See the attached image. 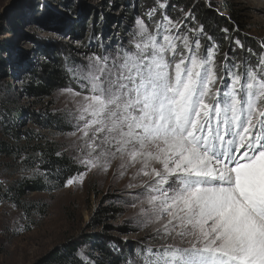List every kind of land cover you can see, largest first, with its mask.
Returning <instances> with one entry per match:
<instances>
[{
  "label": "snow or ice",
  "instance_id": "obj_1",
  "mask_svg": "<svg viewBox=\"0 0 264 264\" xmlns=\"http://www.w3.org/2000/svg\"><path fill=\"white\" fill-rule=\"evenodd\" d=\"M180 11L137 18L127 46L66 68L77 172L64 187L131 171L124 203L151 242L126 264H264V46L217 63L220 46Z\"/></svg>",
  "mask_w": 264,
  "mask_h": 264
},
{
  "label": "rangeland",
  "instance_id": "obj_2",
  "mask_svg": "<svg viewBox=\"0 0 264 264\" xmlns=\"http://www.w3.org/2000/svg\"><path fill=\"white\" fill-rule=\"evenodd\" d=\"M204 1L213 2L220 12L222 8L232 7L247 29L245 38L252 44H261L264 0ZM139 2L134 1L136 9ZM129 5L132 6L129 3L127 8ZM82 7L86 10L82 11ZM127 8L121 0H0V103L10 92L6 103H11L10 115L15 117L12 115L10 119L19 130L23 144H29L26 133L32 132L35 139L29 145L43 138V142L57 143L73 160V138L67 135L71 129L66 115L73 107L70 98L61 93L62 88L51 97L29 94L27 88L36 85L40 80L36 72L55 53L64 54L62 58L68 68L85 62V57L94 53L114 52L120 43L127 46L135 22L130 23ZM164 10L158 9L153 18L148 17L151 21L147 23L155 27L161 21L156 20L157 15ZM224 14L230 20V11ZM224 48L229 52L231 47L224 45ZM223 56L219 53L217 63ZM69 86H73L71 81ZM55 116L63 124L60 128L50 127L51 120L58 121ZM1 125L0 140L11 141ZM18 162H6L1 181L11 184L39 177L50 190L26 196V202L37 207L29 214L0 201V264H33L54 247L83 234L108 239L116 251L124 250L126 264L130 253L134 254L139 247V241L151 242L145 239L150 230L137 224L134 210L124 203L131 171L119 176L114 164L107 172L93 170L82 185L64 187L55 185L45 172L29 170L20 164L22 161ZM80 257L89 261L84 254Z\"/></svg>",
  "mask_w": 264,
  "mask_h": 264
},
{
  "label": "trees",
  "instance_id": "obj_3",
  "mask_svg": "<svg viewBox=\"0 0 264 264\" xmlns=\"http://www.w3.org/2000/svg\"><path fill=\"white\" fill-rule=\"evenodd\" d=\"M121 1H123V5L126 8L129 3L132 5H129L130 7L126 9L128 15H130L128 17L130 23L135 21L137 17H142L146 22L151 21V19H148V12L161 3L171 5L162 11L165 12L168 9L167 13L170 17H180L183 13L180 12V14L178 11L181 9L185 12L188 9H193L196 20L204 25L205 32L211 35L214 41L220 46V54H224L227 51L224 45H229L236 51L235 58L250 56L251 53L247 51L249 48L252 49V52L256 56H259L262 51V46H264V38L261 40L262 46L259 43L252 44L245 38L244 31L247 29L241 23L242 18L238 16L237 12L232 10V7L230 9L229 7L222 8L223 12H220L219 7L215 6L213 2L208 4L204 0H139V8L136 9L135 0H131L132 2L129 0ZM81 10L85 11L86 8L82 7ZM225 11H230V20L226 18ZM96 15L98 16V14ZM156 20H161L160 14L157 15ZM94 21L92 25H94ZM224 28H227L230 33L227 41L225 40L226 34L222 32ZM80 29L81 32L84 31L83 27ZM242 33L243 36L241 35ZM235 39H239L244 44V50H241L234 43ZM204 43L207 44L208 42L205 40ZM121 45L120 43L118 48ZM106 47L109 46L107 45ZM62 56L64 54L55 53L49 58V62L41 66L40 70L36 72V77L40 78V80L36 85H30L27 88L29 94L38 97H51L65 85H70L69 76L66 73V65L64 64ZM255 58L253 57V62ZM9 93L7 91L6 97L0 103V125L2 124L1 126L5 129V135L10 137L12 142L4 139L0 140V175L3 171L6 173V162L10 161L11 163L19 164L18 161L20 160L22 161L20 163L22 166H26L29 170L39 169L45 172L55 185L59 184L63 186L67 177L76 174L77 166L70 156L63 153L57 143L48 142L47 140L43 142V138H41L37 144L29 145L31 144V140L35 139L34 135L31 136L32 132L26 133L29 144H23L21 142L20 132L14 128L15 123L10 119L14 115H10L11 111L9 107H11V103H6L10 99L8 96ZM17 113L21 115V113ZM55 117L58 121L51 120L50 127L55 128L58 126L60 128L63 125L61 121L59 122L60 117ZM58 152L61 153L60 156H57ZM49 190L50 187L44 184V181L39 177L35 179H22L11 184L4 182L0 184V201H7L17 209L27 211V214H29L30 210H34L37 207L31 202H26V196ZM118 250L116 251L112 247L111 241L108 239L83 234L70 238L61 245L54 247L39 257L33 264H125L124 253L126 252L124 250L121 252L120 248ZM91 252H95V255H92ZM81 254H84L89 261L83 260L80 257Z\"/></svg>",
  "mask_w": 264,
  "mask_h": 264
}]
</instances>
